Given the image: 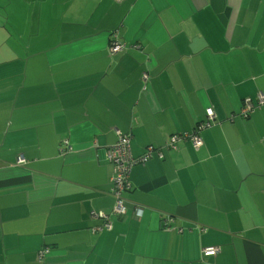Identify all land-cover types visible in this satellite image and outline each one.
<instances>
[{"label": "crops", "instance_id": "1", "mask_svg": "<svg viewBox=\"0 0 264 264\" xmlns=\"http://www.w3.org/2000/svg\"><path fill=\"white\" fill-rule=\"evenodd\" d=\"M261 94L264 0H0V264H264Z\"/></svg>", "mask_w": 264, "mask_h": 264}, {"label": "built area", "instance_id": "2", "mask_svg": "<svg viewBox=\"0 0 264 264\" xmlns=\"http://www.w3.org/2000/svg\"><path fill=\"white\" fill-rule=\"evenodd\" d=\"M123 0H119L122 2ZM124 51V46L118 42V40L113 37L111 44H110V56L112 60L117 58L122 52ZM144 78L147 80V75H144ZM258 104H264V94H261L258 99ZM255 108L252 104V101L249 98L244 100V110L243 115L244 117L248 116L249 113ZM207 120L203 123H200L202 127H209L211 122L215 120V113L214 111L209 108L206 111ZM118 140L117 142L108 148L107 150V158L108 162L112 167V173L109 177V186L110 191L109 194L114 198L115 204L111 211V215L114 216H125L127 215L128 209L125 205V197L124 193L131 188L129 178H130V171L133 165L136 164H146L149 159L156 155L158 158H161L164 154L160 148L155 146H149L144 153V156L139 159H134L131 153V135L124 134L121 132H117ZM187 138H191L192 140H196V137L193 134H176L171 136L167 142V148L169 150L175 151L176 144L180 140H184ZM196 143V142H195ZM70 149L69 141L63 140L61 143V152H65V150ZM164 157V156H163ZM25 159H19L18 163L23 164ZM97 217L104 220L103 226L100 228L101 231L107 230L110 231L112 229V221L110 219L109 214L105 213H94ZM169 221H171L168 217L164 219L165 226L169 225ZM48 247H45L39 253V259L43 261L45 259ZM217 252L216 248H206L204 250V256H213Z\"/></svg>", "mask_w": 264, "mask_h": 264}, {"label": "trees", "instance_id": "3", "mask_svg": "<svg viewBox=\"0 0 264 264\" xmlns=\"http://www.w3.org/2000/svg\"><path fill=\"white\" fill-rule=\"evenodd\" d=\"M124 51H125V50H124ZM124 51H123V52H124ZM123 52H122V53H123ZM122 53H121L120 55H122ZM120 55H119V56H120ZM117 57H118V56H117ZM62 153H65V152H62Z\"/></svg>", "mask_w": 264, "mask_h": 264}]
</instances>
